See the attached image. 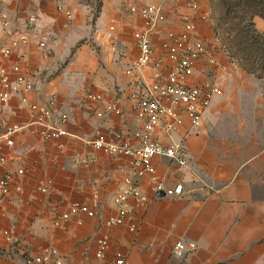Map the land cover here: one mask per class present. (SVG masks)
Here are the masks:
<instances>
[{
  "label": "crops",
  "instance_id": "1",
  "mask_svg": "<svg viewBox=\"0 0 264 264\" xmlns=\"http://www.w3.org/2000/svg\"><path fill=\"white\" fill-rule=\"evenodd\" d=\"M198 1V31L218 65L201 60L193 77L213 81L220 93L204 111L199 128L192 129L185 118L175 135L184 146L187 164L166 157L153 160L159 179L167 187L182 183L183 195L153 194L150 175H145L140 186L150 196L149 204L143 208L130 199L131 212L119 226L106 221L117 215L114 197L131 170V160L105 153L88 141L143 127L135 111L136 91L141 77L149 82L157 78L152 67L126 74L139 53L132 34L142 27L140 17L129 9L161 5L165 28L174 31L180 30V15L189 10L179 0H102L95 15L88 3L63 0L73 12L68 22L57 0L0 4V13L10 20V30L0 27V47L17 37L31 16L37 17L29 30L30 42L0 61V67L10 71L23 55L22 71L34 83L32 91L22 90L7 103L0 102V119L23 126L14 134L12 147L2 144L9 158L2 170L10 173L13 191L0 196V264H26L45 249L52 252L47 264H116L117 253L123 255V264H264V82L231 61L217 37L207 35L202 27L211 22L210 0ZM113 19L119 36L129 43L122 64L105 35ZM88 93L115 102L122 115L97 116L100 105L87 99ZM49 99L68 114V134L44 141L29 105ZM157 137L168 144L167 136ZM82 158L96 161L83 164ZM19 168L25 169L23 175L17 174ZM45 179L53 182L48 193L38 190ZM73 203L95 210L96 216L81 212L56 227L55 217ZM131 224H136L135 232ZM101 238L109 242L104 259L96 257ZM180 241L185 247L182 257L174 252Z\"/></svg>",
  "mask_w": 264,
  "mask_h": 264
},
{
  "label": "built area",
  "instance_id": "2",
  "mask_svg": "<svg viewBox=\"0 0 264 264\" xmlns=\"http://www.w3.org/2000/svg\"><path fill=\"white\" fill-rule=\"evenodd\" d=\"M9 0H0L4 4ZM189 10L180 15V30L174 31L165 28L167 16L161 5L146 4L142 6L132 5L130 13L140 17L142 27L133 32L132 37L138 49V57L132 61L126 69V74L141 73L146 67L155 70L157 80L147 81L141 77V83L136 91L135 111L137 117L143 122V127L139 131L126 133L123 131H113L112 139H107L101 135L88 141L96 149L116 156L129 157L131 160V170L123 178V183L118 193L114 197V204L117 208V215L110 217L106 223L108 226H119L131 212L130 199L145 208L151 198L143 192L140 186V179L145 175H150V183L153 194L164 192L166 196H182L184 192L183 184L178 183L174 187H167L159 179L153 168V160L156 157H166L177 161L185 166L183 144L175 138L179 128L187 118L192 129H197L203 121L204 111L211 105L215 95L220 93L219 86L211 80L196 81L193 77L196 63L206 61L210 66L218 65L213 49L200 37L198 24L195 15L200 11L198 0H179ZM57 9L64 12L68 22L73 19V12L67 8L63 0H57ZM37 23V17L31 16L25 24V29L18 33L17 37L10 40L7 45L0 47V61H4L12 53L30 42L29 30ZM0 27L10 30V20L6 13H0ZM106 38L116 56V61L122 64L128 55L129 43L122 39L117 31V21L111 20L106 30ZM217 37V35H216ZM159 41V44L155 42ZM40 47H45L44 42L39 43ZM157 47L159 51H157ZM223 51L231 59L224 45ZM24 59L19 56V62L14 64L10 71L0 67V102L5 104L13 94L22 90L32 91L34 83L31 78L23 73L20 61ZM11 74H14L13 80ZM159 79V80H158ZM86 98L98 103L100 107L95 110L99 117L108 114L122 115L121 108L113 101H105L103 95L88 93ZM26 103V100H22ZM34 114L33 123L39 127L38 134L44 141H51L66 136L64 125L68 122L69 116L58 107L54 99H49L45 103L29 105ZM22 125L12 124L6 119H0V196H9L13 191V183L10 173L2 169L8 164L9 158L2 153V144L12 147L14 145L13 136L22 130ZM163 134L168 137V144H164L157 135ZM134 140L139 144L135 145ZM95 158H82L80 162L89 164L95 162ZM25 169H17L18 175H23ZM53 182L51 179L42 180L38 190L48 193ZM20 191L19 186L15 187ZM86 213L90 217L96 216V211L89 209L86 205L73 203L69 210L57 215L54 219L56 227L63 226L73 215ZM137 230L136 224L130 225V231ZM98 250L96 257L104 259L109 242L107 238L97 241ZM184 244L178 242L174 252L178 257L184 255ZM52 257V252L45 249L39 255L29 257L26 264H47ZM116 264H123L124 258L121 253L116 254ZM74 264V263H70Z\"/></svg>",
  "mask_w": 264,
  "mask_h": 264
},
{
  "label": "rangeland",
  "instance_id": "3",
  "mask_svg": "<svg viewBox=\"0 0 264 264\" xmlns=\"http://www.w3.org/2000/svg\"><path fill=\"white\" fill-rule=\"evenodd\" d=\"M66 2L68 4L70 2L88 3L93 8L92 11L96 15L97 11L101 7L102 0H66ZM235 2H240V5L233 7V11L230 14V17L221 22L220 17L225 14L228 6L234 4ZM248 5H251L248 0H210L211 22L208 25L203 26L202 28H207L206 33L209 37L214 36L216 38L217 35L220 43L223 44V42H225L232 47L231 50L233 52H238L239 46L232 44V39L239 35V33L236 32V30H238L237 28H241L243 25H246L251 15H253V20H255L256 23L259 22V28L264 34V16L259 13L260 9H262L264 5H260L258 6V8L253 5L252 7H254L257 12H255L254 9H251ZM95 15L93 16V18L95 17ZM233 27L237 28L233 30ZM228 30L233 31L228 33ZM239 55L242 57V54L239 53ZM237 64H239V62H237ZM255 76L258 77V75L256 74ZM262 79L264 82V77H262Z\"/></svg>",
  "mask_w": 264,
  "mask_h": 264
},
{
  "label": "trees",
  "instance_id": "4",
  "mask_svg": "<svg viewBox=\"0 0 264 264\" xmlns=\"http://www.w3.org/2000/svg\"><path fill=\"white\" fill-rule=\"evenodd\" d=\"M251 5H248L251 9L253 5L258 8L260 5H264V0H248ZM240 5V2L228 6L224 15L220 17L221 22L230 17L233 11V7ZM255 10V9H254ZM255 12H257L255 10ZM259 13L264 16V7L260 9ZM237 27H233L234 30ZM236 30L239 35L232 39V44L238 45V52H233L232 47L225 42L223 45L228 52L229 56L235 61L239 62L241 68L250 74L258 75V78L264 77V34L259 31L256 26V21L253 20V15L249 18L246 25ZM228 30V33L233 31ZM242 54V57L239 55Z\"/></svg>",
  "mask_w": 264,
  "mask_h": 264
},
{
  "label": "water",
  "instance_id": "5",
  "mask_svg": "<svg viewBox=\"0 0 264 264\" xmlns=\"http://www.w3.org/2000/svg\"><path fill=\"white\" fill-rule=\"evenodd\" d=\"M162 195H164V193H161Z\"/></svg>",
  "mask_w": 264,
  "mask_h": 264
}]
</instances>
